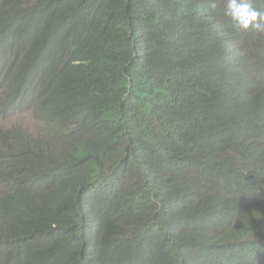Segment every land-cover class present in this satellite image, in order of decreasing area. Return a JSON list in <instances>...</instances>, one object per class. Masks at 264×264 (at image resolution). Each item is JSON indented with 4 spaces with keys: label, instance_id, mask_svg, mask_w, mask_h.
Listing matches in <instances>:
<instances>
[{
    "label": "trees",
    "instance_id": "trees-1",
    "mask_svg": "<svg viewBox=\"0 0 264 264\" xmlns=\"http://www.w3.org/2000/svg\"><path fill=\"white\" fill-rule=\"evenodd\" d=\"M227 2L0 0V116L45 127L0 132V264H264V21Z\"/></svg>",
    "mask_w": 264,
    "mask_h": 264
},
{
    "label": "rangeland",
    "instance_id": "rangeland-1",
    "mask_svg": "<svg viewBox=\"0 0 264 264\" xmlns=\"http://www.w3.org/2000/svg\"><path fill=\"white\" fill-rule=\"evenodd\" d=\"M14 126H18L22 129L21 134H26L28 132L36 140L40 139L45 132L44 123L38 121L33 112L26 109L19 108L15 112L10 113L7 117L0 116V132L2 130H10ZM149 210L151 209L149 208Z\"/></svg>",
    "mask_w": 264,
    "mask_h": 264
},
{
    "label": "clouds",
    "instance_id": "clouds-1",
    "mask_svg": "<svg viewBox=\"0 0 264 264\" xmlns=\"http://www.w3.org/2000/svg\"><path fill=\"white\" fill-rule=\"evenodd\" d=\"M225 15L244 29L258 18L264 21V15L252 7L251 0H228Z\"/></svg>",
    "mask_w": 264,
    "mask_h": 264
}]
</instances>
